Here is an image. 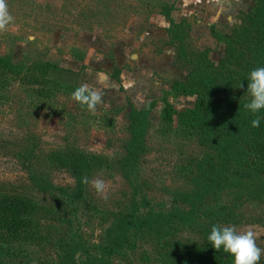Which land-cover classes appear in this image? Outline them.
<instances>
[{
	"label": "rangeland",
	"instance_id": "374dc122",
	"mask_svg": "<svg viewBox=\"0 0 264 264\" xmlns=\"http://www.w3.org/2000/svg\"><path fill=\"white\" fill-rule=\"evenodd\" d=\"M6 2L15 19L0 32V57L9 59L23 74L43 72L58 85L55 97L46 100L19 82L0 91V185L13 186L35 199L42 231L50 235L41 246L15 245L12 263L56 261L57 239L69 229L84 243L98 244L104 235L103 225L107 228L108 224L102 225L101 215L94 209L102 214L118 213L128 207L134 194L136 200L145 198L150 203L140 209L142 216L169 214L175 205L191 211L187 202L177 198L178 192L195 196L189 176L179 167L185 157H201L204 150L193 144L181 147L174 136L165 138L158 133L164 97L187 77L177 47L166 45L168 30L172 24L185 25L189 48L207 53L218 64L226 52L224 41L218 38L241 25L242 15L255 7L256 0ZM173 2L174 10L178 6L180 13L185 11L177 22L172 20V12L170 18L164 14ZM81 84L101 95L94 112L71 99L72 91ZM153 102L148 152L130 181L118 166L129 137V108L142 109ZM195 102L196 98L188 95L172 97L178 112L193 109ZM179 123L175 116L174 128L178 129ZM73 153L98 155L113 165L110 171L95 172L85 179L84 197L74 205L48 188L61 187L68 194L76 191V179L63 165ZM97 179L105 182L104 194H98L91 184ZM258 200L247 190H220L207 194L195 214L201 224L213 221L238 230L254 226L256 244L264 249V199ZM62 218L71 219L72 227L61 224ZM186 226L177 233L178 238L200 239L207 229L204 224ZM159 236L151 229L133 234L132 247L107 257L105 264H157L154 251Z\"/></svg>",
	"mask_w": 264,
	"mask_h": 264
},
{
	"label": "trees",
	"instance_id": "16d2710c",
	"mask_svg": "<svg viewBox=\"0 0 264 264\" xmlns=\"http://www.w3.org/2000/svg\"><path fill=\"white\" fill-rule=\"evenodd\" d=\"M174 8V2L167 7L166 18H170ZM241 21L228 36L218 38L226 45L218 64L212 62L207 53L198 54L189 48L185 25L172 24L168 30L170 41L166 45L177 47L187 77L185 82L175 84L172 94L164 97L158 133L165 138L174 136L181 147L193 144L204 150L201 157H185L179 167L189 176L195 196L190 198L188 193L178 192L177 198L187 202L191 211L175 205L169 214L156 215L149 211L153 213L150 217L142 216L140 209L150 203L145 198L136 200L134 194L128 207L118 213L109 215L104 211L102 214L94 209L101 215L102 225L108 224L107 228L103 225L104 235L98 244L84 243L77 232L69 229L65 231L69 233H61L57 239L58 259L39 264H105L107 257L131 248L132 235L145 229L160 235L154 251L157 264H232L229 254L215 251L206 240L211 226L216 224L213 221H202L207 229L200 239L178 238L177 233L187 227L186 224L202 225L195 214L197 205L211 192L247 190L256 200L264 199V120L259 128H253L250 121L255 117L243 107L249 100L244 92L249 71L264 66V0H256L255 7L243 14ZM15 82L35 91L42 100L54 98L58 86L45 73L23 74L9 59L0 57V91L8 90ZM241 83L244 88L238 89ZM180 95L195 97L194 108L178 112L172 97ZM155 106V102L142 109L130 105L129 137L118 161L122 176L130 181L137 176L139 161L148 152L147 135ZM175 116L180 122L178 129L173 124ZM66 158L63 165L76 179V191L68 194L61 187L49 185L48 188L62 194L67 204L74 205L84 197L85 179L95 172L110 171L113 165L93 154L73 153ZM138 191L135 189L136 193ZM72 207L77 211L76 206ZM37 210L38 203L31 196L13 186L0 185V264H13L10 256L15 245L41 246L49 240L50 235L42 231ZM61 224L72 227L69 218H62ZM22 254L26 256V252ZM26 260L23 264H32V260ZM259 264H264V253Z\"/></svg>",
	"mask_w": 264,
	"mask_h": 264
},
{
	"label": "clouds",
	"instance_id": "9594fccd",
	"mask_svg": "<svg viewBox=\"0 0 264 264\" xmlns=\"http://www.w3.org/2000/svg\"><path fill=\"white\" fill-rule=\"evenodd\" d=\"M14 19L6 0H0V32L6 31L14 23ZM240 88H244V84H239L238 89ZM244 92L249 96V100L243 107L255 117L250 124L253 128H259L261 121L264 120V66H257L249 71ZM71 99L88 111L94 112L97 104L101 102V95L87 84H81L72 91ZM91 184L98 194L105 193L106 185L103 180L97 179L91 181ZM104 198H107L106 195ZM206 240L215 251L229 254L232 257V264H259L264 253V249L256 244V233L252 225L238 230L234 225L213 224Z\"/></svg>",
	"mask_w": 264,
	"mask_h": 264
},
{
	"label": "crops",
	"instance_id": "0c3cea01",
	"mask_svg": "<svg viewBox=\"0 0 264 264\" xmlns=\"http://www.w3.org/2000/svg\"><path fill=\"white\" fill-rule=\"evenodd\" d=\"M183 11V10H182ZM177 12V13H176ZM185 15V11H183L182 13H180V10L178 9V6H176V9L174 10V11H172V13H171V18H172V20H174L175 22H177V21H179L180 19V17H182V16H184ZM225 17L226 16H228V15H226L225 13L223 14ZM176 16V17H175ZM230 16V18L229 19H232V16L231 15H229ZM177 19H179V20H177Z\"/></svg>",
	"mask_w": 264,
	"mask_h": 264
}]
</instances>
